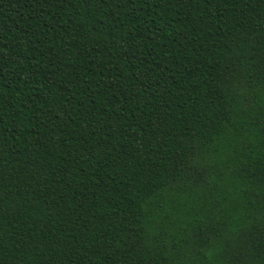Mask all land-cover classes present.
Here are the masks:
<instances>
[{
	"label": "trees",
	"instance_id": "obj_1",
	"mask_svg": "<svg viewBox=\"0 0 264 264\" xmlns=\"http://www.w3.org/2000/svg\"><path fill=\"white\" fill-rule=\"evenodd\" d=\"M0 264H264V0H0Z\"/></svg>",
	"mask_w": 264,
	"mask_h": 264
}]
</instances>
